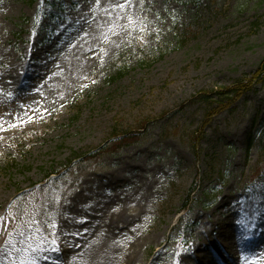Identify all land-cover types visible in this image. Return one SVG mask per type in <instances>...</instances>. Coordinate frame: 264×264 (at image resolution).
<instances>
[{
    "label": "rangeland",
    "instance_id": "374dc122",
    "mask_svg": "<svg viewBox=\"0 0 264 264\" xmlns=\"http://www.w3.org/2000/svg\"><path fill=\"white\" fill-rule=\"evenodd\" d=\"M262 57L264 0H0V264H87L114 213L142 264L264 234Z\"/></svg>",
    "mask_w": 264,
    "mask_h": 264
},
{
    "label": "bare ground",
    "instance_id": "6f19581e",
    "mask_svg": "<svg viewBox=\"0 0 264 264\" xmlns=\"http://www.w3.org/2000/svg\"><path fill=\"white\" fill-rule=\"evenodd\" d=\"M112 183L113 181L110 180L109 184ZM126 222L127 219L123 215L114 213L111 217H103L101 224L94 226L93 230L97 234L100 233L101 236L99 242L93 246L87 264H142L141 260L138 261L128 255L122 259L120 256L121 250L113 240L115 231L122 228V225H125ZM262 223L264 225V221ZM212 225H214L212 229L201 227V230L197 232L201 236V240L196 243L195 250L173 264H240L238 261H241L244 254L255 251L264 241V234L251 236L247 234L246 227L244 229L243 227L238 228L237 231L231 233L232 228L230 232L224 228L226 224H218L214 221L211 223ZM218 225L223 227L218 228ZM215 226L218 229V236L211 237L209 233L211 234L213 229H216ZM227 227L230 228V225H227Z\"/></svg>",
    "mask_w": 264,
    "mask_h": 264
},
{
    "label": "trees",
    "instance_id": "16d2710c",
    "mask_svg": "<svg viewBox=\"0 0 264 264\" xmlns=\"http://www.w3.org/2000/svg\"><path fill=\"white\" fill-rule=\"evenodd\" d=\"M198 4L200 3V0H196ZM120 74V73H119ZM118 74V75H119ZM111 78H116L111 77ZM254 78H261V80L264 81V57H262L258 63L256 72L254 73ZM251 78L248 79H241L238 80V83L235 85H232L230 87H217L216 90H201L195 93V96L197 99H199L202 102H208L210 105H215L216 107L210 106L209 114H214L218 112L220 109H225L228 107V105H224L223 102L229 100L232 101L234 98L239 97L243 94H245L246 91H248L252 87ZM125 133L121 134H113L112 137H115L120 139V136L124 137ZM251 146V143L250 145Z\"/></svg>",
    "mask_w": 264,
    "mask_h": 264
}]
</instances>
